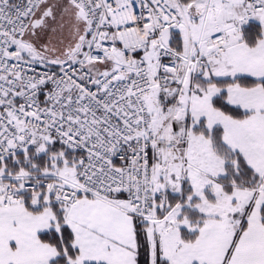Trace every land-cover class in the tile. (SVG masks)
Masks as SVG:
<instances>
[{
  "label": "snow or ice",
  "instance_id": "snow-or-ice-1",
  "mask_svg": "<svg viewBox=\"0 0 264 264\" xmlns=\"http://www.w3.org/2000/svg\"><path fill=\"white\" fill-rule=\"evenodd\" d=\"M0 264H264V0H0Z\"/></svg>",
  "mask_w": 264,
  "mask_h": 264
}]
</instances>
